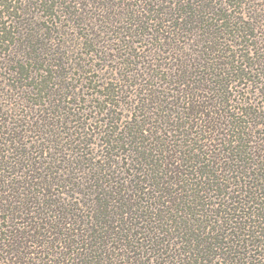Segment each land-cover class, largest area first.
<instances>
[{
  "label": "trees",
  "instance_id": "16d2710c",
  "mask_svg": "<svg viewBox=\"0 0 264 264\" xmlns=\"http://www.w3.org/2000/svg\"><path fill=\"white\" fill-rule=\"evenodd\" d=\"M0 264H264V0H0Z\"/></svg>",
  "mask_w": 264,
  "mask_h": 264
}]
</instances>
